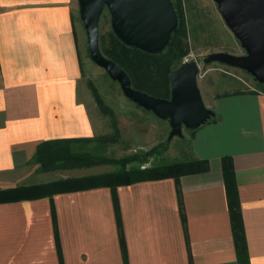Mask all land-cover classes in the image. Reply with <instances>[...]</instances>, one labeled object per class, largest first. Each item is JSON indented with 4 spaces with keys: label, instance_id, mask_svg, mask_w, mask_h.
<instances>
[{
    "label": "crops",
    "instance_id": "obj_1",
    "mask_svg": "<svg viewBox=\"0 0 264 264\" xmlns=\"http://www.w3.org/2000/svg\"><path fill=\"white\" fill-rule=\"evenodd\" d=\"M76 1L0 0V190L56 181L31 167L42 142L95 135L78 93ZM200 92L215 117L192 132L185 161H206V171L0 202V264H264V92Z\"/></svg>",
    "mask_w": 264,
    "mask_h": 264
},
{
    "label": "rangeland",
    "instance_id": "obj_2",
    "mask_svg": "<svg viewBox=\"0 0 264 264\" xmlns=\"http://www.w3.org/2000/svg\"><path fill=\"white\" fill-rule=\"evenodd\" d=\"M173 1L182 15L186 34L187 51L182 56L181 63L184 57L198 63L200 72L197 80L200 91L207 96L218 92L259 89L255 80L241 69L218 62H203L207 54L216 51L236 55L244 53L237 39L225 25L214 0ZM75 14L83 32L80 46L82 75L78 93L91 113L95 135L87 142L73 143L72 150L90 154L97 159L121 160L134 157V160L126 164V169L187 160L192 131L184 130V137L176 136L168 142L170 127L167 122L131 102L124 96L119 84L112 81L104 69L90 58L77 1ZM110 30V16L105 10L99 21V46ZM31 167H35L37 171L41 170L36 161H33ZM120 169V164L104 162L49 170L50 173L44 178L58 180L71 178L69 176L84 177L89 176L87 174H106ZM30 181L34 179L30 178Z\"/></svg>",
    "mask_w": 264,
    "mask_h": 264
},
{
    "label": "water",
    "instance_id": "obj_3",
    "mask_svg": "<svg viewBox=\"0 0 264 264\" xmlns=\"http://www.w3.org/2000/svg\"><path fill=\"white\" fill-rule=\"evenodd\" d=\"M225 25L244 50L241 55L216 51L203 58L205 64L218 62L247 72L264 84V0H214ZM90 58L119 84L131 102L167 122V141L184 137L215 117L206 107L198 86L199 65L182 62L170 73V96L162 98L136 89L128 73L103 55L99 46V21L105 10L114 35L126 46L150 54L164 52L178 29L173 0H77Z\"/></svg>",
    "mask_w": 264,
    "mask_h": 264
},
{
    "label": "trees",
    "instance_id": "obj_4",
    "mask_svg": "<svg viewBox=\"0 0 264 264\" xmlns=\"http://www.w3.org/2000/svg\"><path fill=\"white\" fill-rule=\"evenodd\" d=\"M175 8L179 18L178 29L172 35L168 48L162 53L150 54L128 47L114 35L112 30L106 35V38L100 41V50L103 55L115 61L128 73L134 88L162 98H169L170 73L181 64V58L187 51L183 18L176 5ZM255 84L259 90L264 92V84L256 81ZM87 141L89 139L78 138L44 141L38 145L33 161H36L40 165L42 171L76 167L79 165L89 166L104 162L120 164L121 169L106 174L71 177L50 183L0 190V202L42 197L57 191H73L99 186H108L114 189L118 185L131 184L147 179L170 177L178 180L182 175L203 172L208 169L207 162L203 160L126 169V164L134 160V157H126L121 160L97 159L90 154L72 150L71 145L73 143ZM230 162L229 157H224L222 160L225 188L237 252L241 262L244 259L246 262V248L239 219L236 184Z\"/></svg>",
    "mask_w": 264,
    "mask_h": 264
},
{
    "label": "built area",
    "instance_id": "obj_5",
    "mask_svg": "<svg viewBox=\"0 0 264 264\" xmlns=\"http://www.w3.org/2000/svg\"><path fill=\"white\" fill-rule=\"evenodd\" d=\"M187 61H191V60H188L187 57H184L182 62H187ZM199 72H200V71H199ZM198 75H199V74H198Z\"/></svg>",
    "mask_w": 264,
    "mask_h": 264
}]
</instances>
